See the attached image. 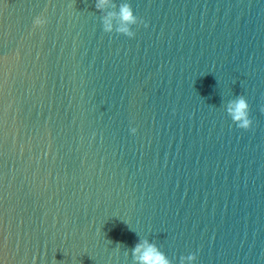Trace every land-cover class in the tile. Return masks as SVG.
Wrapping results in <instances>:
<instances>
[{
	"label": "water",
	"instance_id": "obj_1",
	"mask_svg": "<svg viewBox=\"0 0 264 264\" xmlns=\"http://www.w3.org/2000/svg\"><path fill=\"white\" fill-rule=\"evenodd\" d=\"M95 3L0 0V264H264V0Z\"/></svg>",
	"mask_w": 264,
	"mask_h": 264
},
{
	"label": "clouds",
	"instance_id": "obj_2",
	"mask_svg": "<svg viewBox=\"0 0 264 264\" xmlns=\"http://www.w3.org/2000/svg\"><path fill=\"white\" fill-rule=\"evenodd\" d=\"M111 3L112 0H96L95 7L97 10H101ZM117 16L120 24L116 26L114 30L113 19ZM136 21L137 17L134 15L132 6L129 3H122L119 5L118 12H108L103 18V30L106 33L115 31L116 33L133 37L135 32L131 30L130 26L135 25ZM45 23L46 20L41 17H36L34 20L35 26H42ZM227 111L239 128L248 129L252 125V120L249 116V103L244 96H240L236 100L231 101ZM131 132L135 133L136 129L132 128ZM131 255L134 264H171L166 254L162 252L157 245L150 243L146 239L141 240L131 249ZM194 258L193 255L187 257L189 261Z\"/></svg>",
	"mask_w": 264,
	"mask_h": 264
}]
</instances>
